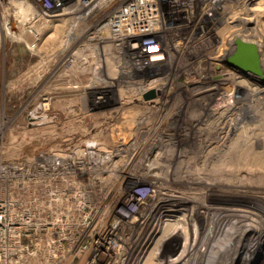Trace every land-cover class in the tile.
<instances>
[{
    "label": "rangeland",
    "instance_id": "rangeland-1",
    "mask_svg": "<svg viewBox=\"0 0 264 264\" xmlns=\"http://www.w3.org/2000/svg\"><path fill=\"white\" fill-rule=\"evenodd\" d=\"M10 1L8 3L0 0V141L28 140L22 150L27 154L34 153L43 141L58 143L63 142L64 138L71 142L72 148L79 142L90 140L94 143L98 139H102L107 148L116 141L124 140L129 144L112 160L113 163L116 162L111 166L115 176L108 171L103 172L102 178L93 182V186L88 175L81 177L82 180H75L81 181V185L77 183L78 187L72 188L71 222L74 234L70 244L69 263L142 264L143 258L149 256L150 261L147 264H168L174 257L176 262L173 264H264V225L242 226L247 221L249 224L252 217L247 219L241 215L248 211L256 215L254 218L264 220V180L258 179L259 174L264 172V134H261L264 130L261 129L260 132L261 127L264 129V100L261 97L264 93V0H218L217 13L210 19L168 21L163 36L168 43L167 52L162 49L154 51L151 54L152 60L148 61L152 63L149 64L151 67L146 63L143 66L127 63L124 56L132 47L126 43L122 45V54L117 53L118 50H112L116 52L113 54L114 58L104 59L100 67L89 64L70 67V63L81 64L73 60L71 49L80 50L88 46V43L95 44V41L75 34L67 37L69 21L29 20L21 17L24 9ZM238 18L244 23L251 21L248 24L250 32L227 29L226 26L232 21L234 24H241L240 21H234ZM178 24H182L183 28L177 27ZM225 44L229 50L225 48ZM243 44L253 45L252 54L257 71L243 69L230 62L231 56ZM103 56H107V52ZM109 65H113L109 67L111 69L122 66V74L110 77L107 74ZM231 71L234 73L231 74ZM224 76L227 77L226 85L214 84L222 82L221 77ZM152 78L178 84L176 91L170 94L172 99H167L161 108L163 114L178 113L180 110L186 113L197 105L196 108L205 110L207 107L218 106L223 98H228L229 107L228 113L225 111V117L215 122L216 127H205L200 132L201 138L206 139L202 143L204 149L200 153L195 148L191 151L197 153L195 156H198L201 167L210 169L214 164L218 172L221 171L220 174L225 177L232 176L233 179L208 181L204 178L197 182L198 176L188 174L183 176L182 181L178 177L180 171L174 170L168 174L165 169L168 162L165 165L155 164L152 171L147 169L146 158H151L156 151L163 149L161 139L166 140H162L164 143L182 142L177 130L181 123L167 115L158 114L160 124L152 135H158L160 142H156L152 153L146 156L151 151L150 146L154 144L152 140H156L140 139L142 134L146 137L151 135L146 132V122L138 120L139 125L133 122L131 131L137 136L134 140L128 137L126 130L119 129L122 120L116 118V112L122 107L124 90L129 89L127 86L132 87L140 81ZM185 80L190 83V89L179 87L181 81ZM133 105L122 109V117L125 118V113L130 114L135 108L141 109ZM35 110L45 114L48 121L28 127V115ZM149 112L147 119L155 115L152 116ZM136 126H139L137 133ZM241 129L256 131V136L242 137L239 135ZM228 130L231 131L230 134ZM43 134L47 138H43ZM187 143L195 144L197 140L192 139ZM232 144L243 145L246 149L237 153L236 150L230 152L228 147ZM195 146L198 147L197 144ZM213 146L217 147L212 148ZM172 151L174 148H168L165 151L166 156H171ZM256 154L261 155V158L255 157ZM174 158H170V161L173 162ZM203 160L206 162L203 163ZM245 160L250 163L245 165ZM226 161L228 164H222ZM97 166L100 165L90 163L89 167ZM247 175L254 180L241 177ZM121 177L128 179L121 181ZM119 182L122 190L116 187ZM90 189L94 190L90 197L93 202L97 201L99 192H111L105 203L111 205L114 219L119 222L118 227L113 228V235L110 238L108 235L106 239L112 247L108 250L109 255H103L100 259H92L89 255L92 246L98 241L95 239L97 236L92 234L81 237L84 212L78 206L76 194L80 190ZM172 191L182 196L189 193L194 197L190 195L192 200L178 197L175 198L176 201H172L163 194ZM130 194L140 196V200H127L124 205L125 196ZM202 201L208 206H222L223 210L230 213L223 215L213 212L204 219L202 215L206 216V213L203 214L206 209L203 208ZM172 203H176L173 204L175 206ZM176 206H181L182 209L174 210L173 207ZM186 206L189 209H185ZM200 206L202 213L194 217L193 214L198 212ZM193 209L197 210L196 213ZM166 214L174 222L168 226L170 229L167 235L160 240L157 237L162 231L157 234V220ZM147 218L151 230L141 238L140 223ZM200 220H205L206 223L201 228L203 236L199 237L196 233ZM218 221H222L224 225L214 226ZM252 221L255 220L252 218ZM184 222H188V226Z\"/></svg>",
    "mask_w": 264,
    "mask_h": 264
},
{
    "label": "built area",
    "instance_id": "built-area-1",
    "mask_svg": "<svg viewBox=\"0 0 264 264\" xmlns=\"http://www.w3.org/2000/svg\"><path fill=\"white\" fill-rule=\"evenodd\" d=\"M12 1L24 9L21 17L69 21L67 37L75 34L95 41L80 50L107 46L110 51L121 53L122 45L126 43L132 47L128 56L125 54L130 61L127 63L135 62L134 66L146 63L149 67L151 54L160 49L165 51L163 36L168 21L210 19L217 13L218 4V0ZM177 27L183 28V25ZM71 52L74 51L71 49ZM41 114L35 110L34 122ZM27 123L28 127L34 125H30L29 120ZM42 137L47 138L44 134ZM64 139L58 143L43 141L32 154L22 151L28 140L0 141V264H70V244L74 234L72 188L78 187L77 183L81 185V181L75 180L88 175L92 184L106 171L115 176L111 166L116 163L113 158L120 154L115 152L120 145L115 143L108 147L109 159L104 161L97 143L85 140L72 148L71 142ZM90 163L100 166L90 168ZM120 183L116 185L118 190H122ZM92 191L75 192L78 193V206L84 212L81 237L93 234L99 241L103 232L111 233L110 238L119 222L114 219L111 205L105 203L111 192H99L97 201L93 202L90 201ZM127 200L137 202L140 196H125L124 205Z\"/></svg>",
    "mask_w": 264,
    "mask_h": 264
},
{
    "label": "bare ground",
    "instance_id": "bare-ground-1",
    "mask_svg": "<svg viewBox=\"0 0 264 264\" xmlns=\"http://www.w3.org/2000/svg\"><path fill=\"white\" fill-rule=\"evenodd\" d=\"M246 20H249V19H246ZM234 21H240L242 22L241 18H238ZM251 21H247V22H242L241 24L240 23H237V24H234V22L232 21V23H230L229 25H227V29L228 28H233V29H237L238 31H248L250 32L251 31V28L248 24H250ZM15 25V24H14ZM14 28V27H13ZM254 29L252 28V31ZM250 34V33H249ZM252 38V37H251ZM248 39V38H247ZM250 40V39H249ZM252 41V40H250ZM256 41V40H255ZM165 46L167 47L168 46V43L165 44ZM164 46V49L165 51L167 50L166 47ZM256 47V46H255ZM225 48L229 50L228 46L225 44ZM224 49V48H223ZM256 49V48H255ZM225 50V49H224ZM104 52H107V56H103ZM167 52V51H166ZM258 52V51H257ZM119 53V52H118ZM114 53L112 51H110V48H108L107 46H105L104 48H100L98 47L97 49H84V50H76L73 52V60L75 62H80L81 64L77 65L75 63H70V67L72 66H77V67H82V66H88L89 65H95L94 67H100L102 66L103 62H104V59H109V60H112L114 58ZM122 54V53H120ZM128 56V53L126 54ZM125 55V56H126ZM132 55V53L130 54V56ZM118 56V55H117ZM124 56V58H126ZM137 56V55H135ZM134 56V57H135ZM128 60V58H126ZM129 61V60H128ZM130 62V61H129ZM84 63H86L85 65H83ZM132 64H136L135 62H131ZM110 66L113 67V65H109L108 66V71H107V74L110 76V77H114V75L116 74H119L121 75L122 74V71H123V67L122 66H116L114 67V69H111L109 68ZM231 74H233L234 72L231 71L230 72ZM233 75H231L232 77ZM222 78V82H217V83H214L215 85H219V84H227L226 82V79L227 77L224 76V77H221ZM230 78V77H229ZM225 80V81H224ZM229 80V79H228ZM182 83L180 84L181 86L179 87H186V89H190V86H189V82L188 81H181ZM209 82V81H208ZM202 85V84H201ZM177 86L178 84L177 83H172V82H168V81H162L160 79H150L148 81H140L138 83H136L134 86H127V88H129L127 91L124 90V93H123V102H122V107L116 112V118H121L122 122L120 121V128L119 129H123V130H126V134H128V137H131L132 139H136V134H134L131 130H132V125H133V122L136 124V125H139V122L138 120L141 122V121H144L146 122V124H144V126H146V132L148 131V133H150L151 135H149V137H146L142 134L141 136V140L143 141H148L151 140L152 138L156 139V140H152V142L154 141V144L150 146V149L151 150L150 152L147 153L146 156H148V154L152 153L153 151V148L155 147V144L156 142H160V139L157 138V136H153V132L156 128L159 127V115L162 116L161 114H163L161 112V108L165 105L166 103V100L167 99H170V94L175 92L176 89H177ZM230 86V85H229ZM223 86H221L222 88ZM126 88V86H125ZM204 88V87H203ZM220 88V87H219ZM193 90V89H191ZM199 90V89H198ZM226 90V89H224ZM194 91V90H193ZM192 91V92H193ZM203 91V90H202ZM227 92V90H226ZM203 93V92H202ZM218 93V92H217ZM175 95V94H174ZM261 95V94H260ZM201 97V96H200ZM262 99L264 100V93H262ZM208 98V97H207ZM222 98V97H221ZM220 98V99H221ZM172 99V98H171ZM170 99V100H171ZM193 99H199L198 97H193ZM228 99V98H227ZM227 99L226 98H223L222 100V103H220L218 106L216 107H207L205 110H200L199 108H196L195 109H192V111H189V112H183L182 110H180V112H176V113H166V114H163V115H167L168 118L171 117L175 119V121H179V123H181V125L179 124V128L180 129H177L178 132L180 133L179 135H181V140L182 142H177V143H171V142H162L163 139H161V143H162V147L163 149H160L158 150V152L156 151L155 154H153V156L150 158V156H148L146 158V162H148L147 164V169L150 171L154 166L155 164H158V163H162V164H166L168 162V165L166 166V170L169 172L168 174H170L172 171L176 170V171H180V177L179 179H181L182 181L184 180L183 176H187L188 174L190 175H193L195 174L196 176L199 177L198 181L200 179H204L206 178L208 181L210 180H219V179H224V180H229V179H233L232 176H228V177H225L223 174H220L221 171L218 172L217 170V167H215L216 165L212 164L211 168L209 169H206L204 167H201L202 165H199L200 161H199V158L198 156H195V154L197 155V153H192L193 151L192 148L196 149L197 151L196 152H201L202 149H204V146H202V143L206 141V139H202L201 138V134L200 132L202 131V129H205V127H209V128H212V127H216L217 126V122H218V119L219 118H222V117H225V113L228 109V102H227ZM141 100V101H140ZM187 100V99H186ZM189 100V99H188ZM206 101V99H204ZM200 102V101H199ZM194 103V102H193ZM134 104V105H133ZM201 104V103H200ZM135 106V107H140L141 109H138V108H135L134 110H132V112L130 114H126L125 118L124 116L122 117L121 113H122V109L128 107V106ZM203 105V104H202ZM206 105V104H205ZM119 106V105H118ZM200 106V105H199ZM155 107V108H154ZM180 107V106H179ZM204 107V106H203ZM154 108V109H153ZM183 108V107H182ZM189 110V109H188ZM149 112V114H151L152 116H158V117H154L153 118H148L146 116L147 113ZM152 111H156V113L152 112ZM185 111V110H184ZM226 111V112H225ZM121 112V113H120ZM119 116V117H118ZM109 117V116H107ZM143 117V118H142ZM152 119H153V122H152ZM174 121V120H173ZM204 122V123H203ZM216 122V123H215ZM212 124V125H211ZM216 124V125H215ZM124 127V128H123ZM137 128L139 126H136ZM249 129V128H248ZM248 129H241V133L239 134L240 136L244 137L246 136V138H249V137H252V136H256V131H252V130H248ZM261 129L264 130L262 127L260 128V132H261ZM120 130V131H121ZM206 130H209V129H206ZM136 133L139 131V128L135 130ZM216 130H214L215 132ZM233 131V130H232ZM122 132V131H121ZM229 134L231 133V131H229ZM141 134V133H140ZM261 134H264V131L261 132ZM117 136V135H116ZM160 136V135H159ZM217 136H220L217 135ZM161 138L163 136H160ZM263 137V136H262ZM192 139H195L197 140V146H195L194 143L192 144H188L187 142ZM98 141V142H97ZM95 143H97L100 147H99V155L101 156V159L106 161L107 159H109V156H108V148H107V145L104 143V141L102 139H98ZM163 141H166L165 139ZM127 141H116V143H119L120 145V148H118L115 152L117 153H122L124 148H125V145H129L126 143ZM151 142V143H152ZM186 142V143H185ZM93 143V144H95ZM159 144V143H158ZM217 146H213L212 148H216ZM168 148H174V151L171 152V156H166L165 154V151L168 149ZM246 147H244L243 145H240V144H232L231 146L228 147V150H231L234 151L236 150L235 153H237L238 151H242V150H245ZM210 151V150H209ZM103 153V155H102ZM192 153V154H191ZM178 156V158L176 157ZM231 156V155H230ZM175 157V158H174ZM180 157V158H179ZM255 157H258V159L261 158V155H258L256 154ZM150 158V160H149ZM170 158H174V161H170ZM253 158V157H251ZM178 159V160H177ZM246 159V158H244ZM177 160V161H176ZM228 160V159H226ZM256 160V159H255ZM225 161V160H224ZM257 161V160H256ZM170 162L172 164H170ZM206 162V161H205ZM204 160H203V163H205ZM243 162V161H242ZM228 164V162H222V164ZM250 163L249 160H245L244 161V164H248ZM170 164V165H169ZM188 166V168L186 169V167ZM258 168V167H257ZM227 169V168H226ZM232 169V168H231ZM230 169V170H231ZM259 169V168H258ZM250 168H248V172L250 173ZM152 171V170H151ZM246 171V170H245ZM253 171V170H252ZM264 171V170H263ZM232 172V171H231ZM254 172V171H253ZM259 172V171H258ZM173 173V172H172ZM173 175V174H172ZM208 175V176H207ZM224 178H223V177ZM241 177H245V179L252 181L254 180V178L252 176H241ZM186 178V177H185ZM262 179L261 181L264 180V172H261L258 176V179ZM202 185H200V188H201ZM164 195H167L169 196V198H171L172 201H176L175 198H183L184 200H192V198L194 197V195H191L189 193H185L184 196H182V194H179V193H175V191H172L170 193H166V192H163ZM192 198H191V196ZM190 196V197H189ZM168 198V201H171L169 200ZM177 203V202H176ZM176 203H172V206H175L173 204H176ZM200 203V202H199ZM198 203V204H199ZM206 203V202H205ZM201 204H204V202L202 201ZM195 205V204H194ZM193 205V206H194ZM183 206V205H181ZM176 206V207H173L174 210L175 208L177 210H181L182 208ZM192 206V207H193ZM201 206L200 208L198 209V212L196 213V211L193 209L192 211H194V213L196 214H193L194 217L196 216L197 217V214H201ZM203 208L206 209V211L203 213L205 214L206 213V216L205 215H202V217H207L208 214L210 213H213V212H217V213H220V214H223V215H226V214H229L230 211H225L223 210L224 208L221 207H217V206H208L206 204L203 205ZM185 209H189V206L185 207ZM237 209V208H235ZM203 210V209H202ZM234 210V209H233ZM166 211H169V210H166ZM236 211V210H235ZM239 211V210H238ZM162 212V211H161ZM164 212V211H163ZM243 214H241L243 216V218H254V215L252 212H242ZM169 214H166V215H161L157 222H158V231H157V234L159 231H162V233H160L157 238H159L160 240L165 237V234L167 235V231H169L170 227H168L169 225L171 226L173 224V220L171 218H169ZM256 216V215H255ZM199 217V216H198ZM251 218V219H252ZM90 219H92V216H90ZM196 219V218H195ZM200 219H201V215H200ZM148 218L145 219V221L143 220L140 224H141V234H139V237L140 235L141 238L143 237V235H146L144 233H147V232H150L151 229H149L150 227H148L149 223L147 222ZM205 221V220H204ZM203 220H200V224L199 226L197 227L198 230H197V235L200 237V236H203L201 235V228H204L203 225L206 223L204 222ZM186 226H188V222H184ZM220 224H223L222 221H218L215 223L214 226H220ZM222 225V226H223ZM212 226V227H214ZM224 227V226H223ZM222 227V228H223ZM173 228V227H172ZM216 228V227H215ZM208 229V228H207ZM173 230V229H172ZM187 230V228H186ZM175 231V230H174ZM185 231V230H184ZM210 231V230H209ZM218 232V231H217ZM105 234V235H103ZM102 234V237H99L100 240L96 242V244H92V249L89 253L90 257H92V259H100L103 255H109V248H112L111 246H109V242L106 240L107 239V235L111 234V233H105L103 232ZM156 234V235H157ZM186 234V233H185ZM148 235V233H147ZM187 236V235H186ZM185 236V237H186ZM192 236V235H191ZM197 236V237H198ZM196 238V237H195ZM191 239V238H190ZM194 239V238H193ZM150 242V241H149ZM191 242V241H190ZM159 244V243H158ZM203 244V243H201ZM187 245V244H186ZM190 245V244H189ZM187 247V246H186ZM196 247V246H195ZM196 249V248H195ZM201 249V247H200ZM101 250H103V252H101ZM199 250V249H198ZM197 250V251H198ZM108 251V252H107ZM194 251V250H193ZM152 256V253H150V257ZM175 258L174 259H171L168 264H173L175 261ZM182 258V257H180ZM179 258V259H180ZM149 256L145 258H143L144 261H141L142 264H147V262L149 263ZM179 259H178V262H179ZM183 259V258H182ZM194 259V258H193ZM183 261V260H182ZM152 262V260H151ZM177 262V263H178Z\"/></svg>",
    "mask_w": 264,
    "mask_h": 264
},
{
    "label": "water",
    "instance_id": "water-1",
    "mask_svg": "<svg viewBox=\"0 0 264 264\" xmlns=\"http://www.w3.org/2000/svg\"><path fill=\"white\" fill-rule=\"evenodd\" d=\"M248 45L247 44H243V46L241 45V47H239L240 49L236 51L233 56H231L230 62H232L236 66H239L240 68L250 69L254 71L256 69V62L253 59L254 54H252L254 52V47L253 45L250 44ZM255 71H257V69ZM34 118H35L34 112H31L30 115H28V120L30 125L35 123H44L48 121L45 118V114H41L40 116H37V118L39 119L38 122H34Z\"/></svg>",
    "mask_w": 264,
    "mask_h": 264
},
{
    "label": "flooded vegetation",
    "instance_id": "flooded-vegetation-1",
    "mask_svg": "<svg viewBox=\"0 0 264 264\" xmlns=\"http://www.w3.org/2000/svg\"><path fill=\"white\" fill-rule=\"evenodd\" d=\"M227 207V206H226ZM227 208H237V207H227ZM239 209V208H238ZM241 209H245V210H250V209H246V208H241ZM250 211H254V210H250ZM254 212H256V211H254ZM255 221H252L251 222V220L252 219H250L249 220V224H247L248 223V221L244 224V225H242V226H254V225H258V224H263L264 225V220H261L260 218H253ZM242 226H238V227H242ZM238 227H236V228H238Z\"/></svg>",
    "mask_w": 264,
    "mask_h": 264
}]
</instances>
